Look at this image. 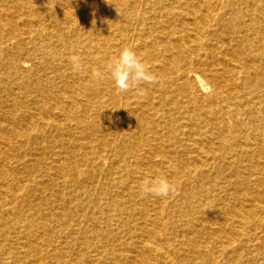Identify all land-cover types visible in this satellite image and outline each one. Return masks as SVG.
<instances>
[{
	"label": "bare ground",
	"instance_id": "6f19581e",
	"mask_svg": "<svg viewBox=\"0 0 264 264\" xmlns=\"http://www.w3.org/2000/svg\"><path fill=\"white\" fill-rule=\"evenodd\" d=\"M0 264H264V0H0Z\"/></svg>",
	"mask_w": 264,
	"mask_h": 264
},
{
	"label": "clouds",
	"instance_id": "9594fccd",
	"mask_svg": "<svg viewBox=\"0 0 264 264\" xmlns=\"http://www.w3.org/2000/svg\"><path fill=\"white\" fill-rule=\"evenodd\" d=\"M70 61L74 70L80 69L78 57H71ZM104 69L115 88L121 92L137 87L140 82H151L153 79L145 63L131 47L120 49L118 54L106 62ZM94 75L100 73L96 72ZM141 188L143 192L160 198H166L174 191L173 183L163 174L146 178Z\"/></svg>",
	"mask_w": 264,
	"mask_h": 264
}]
</instances>
